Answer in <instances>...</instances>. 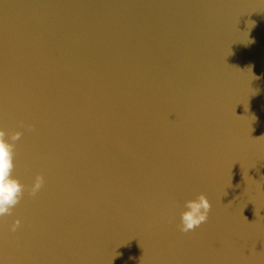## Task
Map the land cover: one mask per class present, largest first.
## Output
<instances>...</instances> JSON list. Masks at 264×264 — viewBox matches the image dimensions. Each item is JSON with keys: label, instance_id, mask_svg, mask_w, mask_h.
I'll use <instances>...</instances> for the list:
<instances>
[{"label": "clouds", "instance_id": "1", "mask_svg": "<svg viewBox=\"0 0 264 264\" xmlns=\"http://www.w3.org/2000/svg\"><path fill=\"white\" fill-rule=\"evenodd\" d=\"M21 127H25V125L22 123ZM26 127L28 131L33 130L32 125ZM21 137L22 132L20 131L8 133L0 128V217L11 215L26 193L28 196L35 197L45 184V178L40 174L35 176L30 186L21 183L13 175L17 142ZM211 209L212 204L204 193L197 194L193 199L185 200L177 226L179 231L182 233L195 231L207 222ZM20 223V220L16 219L11 225V231L15 232Z\"/></svg>", "mask_w": 264, "mask_h": 264}]
</instances>
